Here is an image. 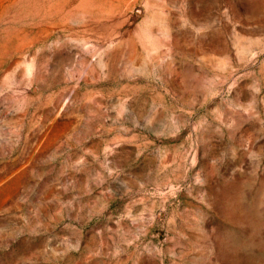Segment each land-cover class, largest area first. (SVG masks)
Segmentation results:
<instances>
[{"label": "rangeland", "instance_id": "1", "mask_svg": "<svg viewBox=\"0 0 264 264\" xmlns=\"http://www.w3.org/2000/svg\"><path fill=\"white\" fill-rule=\"evenodd\" d=\"M0 0V264H264V0Z\"/></svg>", "mask_w": 264, "mask_h": 264}, {"label": "bare ground", "instance_id": "2", "mask_svg": "<svg viewBox=\"0 0 264 264\" xmlns=\"http://www.w3.org/2000/svg\"><path fill=\"white\" fill-rule=\"evenodd\" d=\"M103 2H105V0Z\"/></svg>", "mask_w": 264, "mask_h": 264}]
</instances>
